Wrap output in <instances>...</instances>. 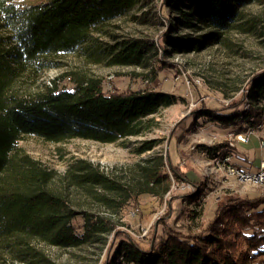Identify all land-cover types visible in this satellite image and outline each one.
I'll return each instance as SVG.
<instances>
[{"label":"trees","instance_id":"16d2710c","mask_svg":"<svg viewBox=\"0 0 264 264\" xmlns=\"http://www.w3.org/2000/svg\"><path fill=\"white\" fill-rule=\"evenodd\" d=\"M22 1L0 0V25L10 27L9 34L0 36V264H14V259L20 264H57L44 246L77 247L92 242L106 245L98 264H264V194L227 198L197 232L168 225L163 234L143 239L116 232L118 220L110 216L73 205L69 186L116 209L140 193L160 196L170 184L162 156L150 158L141 167L143 179L136 182H122L81 158L57 178L55 171L31 157L19 141L26 135L52 142L75 137L121 141L139 134L146 125L144 118L174 99L154 88L107 90L101 77L84 73H64V82L52 80L33 89L22 85L30 79L36 82L53 65V57L66 52H79L108 65L139 63L135 41L110 43L94 33L113 15L141 5L142 0ZM252 2L264 4V0H161L160 15L169 24L161 34L163 50L199 51L224 43L232 30L260 32L264 25L247 8ZM184 28L197 36L177 34ZM164 43L172 46L171 51ZM156 55L154 47L147 60L150 81L157 80L158 71L164 68ZM192 85L198 99L199 90ZM262 102L264 66L250 74L240 99L215 107L202 102L184 124L176 126L172 138L181 139L199 118L233 131L256 127L264 122ZM157 143L145 140L136 152ZM199 146L210 157L233 155L234 151L225 142ZM113 230L117 234L110 243L106 239Z\"/></svg>","mask_w":264,"mask_h":264},{"label":"rangeland","instance_id":"374dc122","mask_svg":"<svg viewBox=\"0 0 264 264\" xmlns=\"http://www.w3.org/2000/svg\"><path fill=\"white\" fill-rule=\"evenodd\" d=\"M31 1L35 0L22 2ZM160 4L161 0H142L141 5L113 15L103 23L102 29L94 33L110 43L135 41L140 50L139 63L108 65L104 61L93 62L79 52H66L53 57V65L43 70L36 82L30 79L22 84L33 89L35 85L51 84L52 80L64 82L61 79L64 73H84L101 77L107 90L154 88L173 95V103L144 118L146 125L139 134L121 141L100 142L75 137L52 142L35 135H26L19 141L31 157L55 171L57 178L72 161L81 158L93 162L100 170L122 182H136L143 179L141 167L160 154L170 180L168 190L160 196L140 193L124 207L116 209L115 205L80 188L68 187V196L76 208L100 212L118 220L116 232H124L137 239L163 234L168 225H174L175 229L183 232H197L212 218L215 207L227 198L264 194V183L241 180L228 174L225 168L230 164L246 171L256 170L259 161L264 159V122L239 130L250 128L251 134L248 141L234 145L229 144L230 134L238 131L203 122L201 118L194 120L181 139L172 138L176 126L184 124L191 111L202 102L212 107L225 106L231 100L241 98L250 74L264 66V28L261 27L258 33L229 31L224 43L212 44L199 51L165 52L161 34L167 31L169 24L160 15ZM247 8L257 16L258 23L264 25V4L252 2ZM168 15L170 17L172 13ZM9 33V26L0 25V36ZM183 33L193 37L198 34L186 28L177 34ZM164 46L171 51L170 44L164 43ZM154 47L164 68L158 71L157 80L150 81L151 66L147 60ZM24 73L29 75L33 72L25 70ZM192 83L199 90L198 99H195L197 95ZM145 140H157L158 143L137 153L136 147ZM224 142L237 152L210 157L199 146ZM234 161L246 169L233 164ZM97 192L101 191L98 189ZM188 193L191 194L189 198ZM115 230L107 235L106 241L111 243L115 239ZM105 248L101 242L77 247H43L47 256L57 264H98ZM12 262L20 264L16 259Z\"/></svg>","mask_w":264,"mask_h":264},{"label":"built area","instance_id":"2783aa9c","mask_svg":"<svg viewBox=\"0 0 264 264\" xmlns=\"http://www.w3.org/2000/svg\"><path fill=\"white\" fill-rule=\"evenodd\" d=\"M250 134V128H247L245 131L234 132L230 134L231 139L229 140V144L234 145L236 142H246L248 141ZM225 168L228 174L235 175L241 180H251L253 182L264 183V159L259 161L257 169L252 172L236 168L230 164H228Z\"/></svg>","mask_w":264,"mask_h":264}]
</instances>
